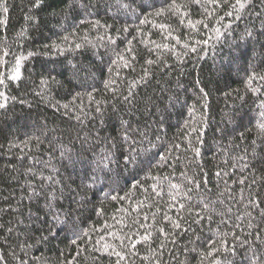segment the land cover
<instances>
[{"label":"trees","instance_id":"16d2710c","mask_svg":"<svg viewBox=\"0 0 264 264\" xmlns=\"http://www.w3.org/2000/svg\"><path fill=\"white\" fill-rule=\"evenodd\" d=\"M219 4L0 0V264H264V0Z\"/></svg>","mask_w":264,"mask_h":264},{"label":"snow or ice","instance_id":"6c2138e0","mask_svg":"<svg viewBox=\"0 0 264 264\" xmlns=\"http://www.w3.org/2000/svg\"><path fill=\"white\" fill-rule=\"evenodd\" d=\"M42 2V0H36V5L35 6H39L40 3ZM203 0H193V3H196V4H200L202 3ZM207 3L209 4H215L217 7L220 6L219 4V0H206ZM252 2V0H236V3L239 5V9L240 10H243L245 7H247L250 3ZM235 7V6H233ZM5 11H7V9L5 8L4 9ZM229 15H231V13H229ZM218 31V30H217ZM249 35H251V33H249ZM79 47V46H78ZM17 76H18V73H17ZM17 77H13V79H16ZM256 77L253 76L251 79H249L248 83L251 84L252 82V79H255ZM260 79H264V76L260 77ZM0 83H2V81H0ZM4 107V105L0 104V108ZM261 127H264V125H261ZM126 164L128 165H132V166H137L139 164V161L136 159V157H132L130 158L129 160L126 161ZM58 219V218H57ZM177 228L180 227L179 224H176L175 225ZM73 243H75V241H73ZM223 244H226V242H223ZM230 251H233V249H228ZM119 255V254H117Z\"/></svg>","mask_w":264,"mask_h":264},{"label":"rangeland","instance_id":"374dc122","mask_svg":"<svg viewBox=\"0 0 264 264\" xmlns=\"http://www.w3.org/2000/svg\"><path fill=\"white\" fill-rule=\"evenodd\" d=\"M106 160H109L108 163H109V162L112 163V160H110L109 158L105 159V161H106ZM246 260H247V259H246Z\"/></svg>","mask_w":264,"mask_h":264}]
</instances>
